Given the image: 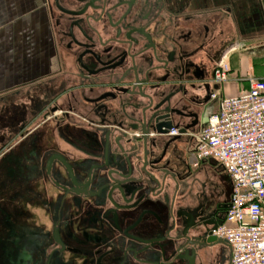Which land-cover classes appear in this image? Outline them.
Instances as JSON below:
<instances>
[{
    "label": "flooded vegetation",
    "instance_id": "af4514ba",
    "mask_svg": "<svg viewBox=\"0 0 264 264\" xmlns=\"http://www.w3.org/2000/svg\"><path fill=\"white\" fill-rule=\"evenodd\" d=\"M44 1L52 71L0 92V187L12 191L0 264H228L205 238L230 196L199 178L192 136L264 5L250 0L244 17L245 0ZM165 114L178 132L152 153L155 181L135 139Z\"/></svg>",
    "mask_w": 264,
    "mask_h": 264
},
{
    "label": "built area",
    "instance_id": "2783aa9c",
    "mask_svg": "<svg viewBox=\"0 0 264 264\" xmlns=\"http://www.w3.org/2000/svg\"><path fill=\"white\" fill-rule=\"evenodd\" d=\"M227 71L222 64L214 82H225ZM246 81L237 95L218 98L217 109L195 134L194 165L214 160L230 179L223 221L212 230L228 246L230 264H264V80ZM177 132L171 128L167 135Z\"/></svg>",
    "mask_w": 264,
    "mask_h": 264
},
{
    "label": "crops",
    "instance_id": "0c3cea01",
    "mask_svg": "<svg viewBox=\"0 0 264 264\" xmlns=\"http://www.w3.org/2000/svg\"><path fill=\"white\" fill-rule=\"evenodd\" d=\"M257 1L264 5V0ZM245 3L247 10L244 17H248L252 15L250 10L253 6L250 0H245ZM260 23L263 30L258 29L253 36L244 35L239 46L231 48L224 58L222 64L228 69L227 79L219 86L212 112L217 109L220 96H234L247 88V77L254 76L264 80V13H261ZM231 26L228 20L229 35L233 32ZM54 59L45 1L0 0V92L50 74ZM200 163L224 176L231 187L229 177L214 160L208 159ZM219 184L222 185L223 182ZM213 249L218 252L229 251L221 244Z\"/></svg>",
    "mask_w": 264,
    "mask_h": 264
},
{
    "label": "water",
    "instance_id": "95a60500",
    "mask_svg": "<svg viewBox=\"0 0 264 264\" xmlns=\"http://www.w3.org/2000/svg\"><path fill=\"white\" fill-rule=\"evenodd\" d=\"M214 87L216 88V86H214ZM135 108L136 107H133L134 112H136ZM166 113H168V111H166ZM167 115L168 114H165L164 116H162V118H161V119H163L162 121L156 122L153 126H150L147 129L145 128L144 130H142L140 136L136 137V139H135L138 142V144L143 145L144 152L147 151L148 157L151 158L149 161L150 165L148 167L145 166L142 168L143 172L146 175H148V177L151 179L153 178L151 176L152 174L154 175V174L160 173L162 171L158 167L159 161L158 160H152V153H154L155 148L158 147V143L160 142V140L168 137L167 133L172 128V125L166 121ZM206 122H207V119H206ZM150 133L153 136H149ZM179 133L185 134L186 129H184V128L180 129ZM153 179L157 180V178H153ZM221 223H222V221L213 224V226L208 230V232L206 233L205 245L215 247L218 244H221V245L228 248V246L226 245L224 240H221V239L217 238L216 236L212 235V230H214ZM228 264H230V252H229Z\"/></svg>",
    "mask_w": 264,
    "mask_h": 264
},
{
    "label": "rangeland",
    "instance_id": "374dc122",
    "mask_svg": "<svg viewBox=\"0 0 264 264\" xmlns=\"http://www.w3.org/2000/svg\"><path fill=\"white\" fill-rule=\"evenodd\" d=\"M217 84H219V83H217ZM220 85H221V84H219V86H220ZM209 168H210V167H209ZM209 168H208V166L202 164V165L200 166L199 170H198L199 178L203 179V178H204L203 175H205L204 173L207 172V177H208L209 179H211L213 182H218V183L223 182L222 187H223V189H224V194H225L227 197L230 196V194H231V187H230L229 183L226 182L225 177L222 176L220 173H215L216 171H213V170H211V168H210V169H209ZM0 178H2L1 173H0ZM0 180H1V179H0ZM6 193H7V192H6ZM6 193H5V194H6ZM5 194H4L3 190H1V187H0V200L2 199V196L5 195ZM6 196H7V197H10L9 199L11 200V199H12V198H11V196H12V191H10L9 193H7V194L5 195V198H6ZM0 222H1V216H0ZM4 233H5V232L3 231V228L0 226V237H1ZM9 259H11V261H12L11 255L9 256ZM11 264H12V263H11Z\"/></svg>",
    "mask_w": 264,
    "mask_h": 264
}]
</instances>
